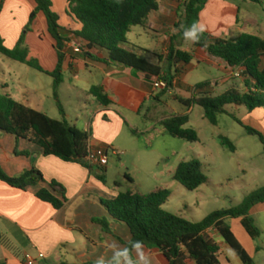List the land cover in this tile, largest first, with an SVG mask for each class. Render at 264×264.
<instances>
[{"label":"trees","instance_id":"16d2710c","mask_svg":"<svg viewBox=\"0 0 264 264\" xmlns=\"http://www.w3.org/2000/svg\"><path fill=\"white\" fill-rule=\"evenodd\" d=\"M35 1L37 8L31 14L29 23L15 49L6 47L0 32V54L54 79V97L58 101V107L64 119H51L47 114L31 109L9 95L0 94V132L14 136L17 141L29 140L41 146L47 156L81 164L91 172L99 170L97 178L106 184L104 168L93 167L86 162L90 149L89 134L67 121L66 111L59 101L58 90L64 83V49L67 40L62 32L65 29L60 25V17L53 9L52 0ZM207 2L208 0H186L184 2L183 20L176 25L177 38H182L181 31L178 30L180 25L187 26L199 21ZM4 5L5 0H1L0 17ZM159 10L158 0H69L67 14L81 27L80 30L73 32V35L83 43L81 44L82 49H97L108 53L107 60L88 53L89 57L98 62H113L131 68L153 82L162 81L166 84L164 89L166 92L167 89L173 87L174 80L183 75L186 68L192 64L194 56L177 49L172 40V46L166 59L169 69L164 71L161 66L153 65L134 52L123 48L128 43V35L132 30L136 27H145L150 16ZM39 13L45 15L49 33L57 44L59 64L52 73L45 71L37 60L29 58V48L26 45L27 33L32 31ZM194 46L205 49L209 55L221 59L235 71L241 70L239 77L243 80L245 92L232 88L215 96L216 86L207 81L188 88L187 91L192 97L190 99L177 97L179 102L189 110L193 106L202 107L206 119L215 126L218 124L219 115L232 117L235 122L245 128L249 135L258 137L264 147V135L246 126L227 109L229 106L246 107L251 113L264 109V39L244 35L237 40L230 41L214 38L204 32L201 43H194ZM91 94L104 106L112 104V100L105 94L102 86L93 87ZM189 122L188 115H180L164 119L161 125L172 137L198 142V133L186 128ZM221 145L231 152L237 150L234 143L225 137L221 138ZM15 154L29 155L18 151ZM0 180L21 190H26L41 182L47 183L41 172L36 169L27 171L20 177H10L1 166ZM175 180L189 191H196L208 183L203 166L197 160L181 163L175 172ZM49 185L54 192L57 191L56 182H51ZM37 197L53 205L56 210H61L65 206V200L58 199L48 190H41ZM170 197L171 193L168 190H159L148 195L128 191L120 193L115 200H101V204L114 220L129 227L132 234L131 241H143L146 249L158 251L169 264H189V262L222 264L221 247L208 234L210 230L218 232L243 264H256L235 236L231 221L241 219L243 227L254 241L262 236L251 211L256 206L264 204V187L245 197L239 206L214 212L200 223H193L167 211L164 207ZM95 222L106 231L110 230L108 220L97 219ZM130 242L124 245L130 248Z\"/></svg>","mask_w":264,"mask_h":264},{"label":"crops","instance_id":"0c3cea01","mask_svg":"<svg viewBox=\"0 0 264 264\" xmlns=\"http://www.w3.org/2000/svg\"><path fill=\"white\" fill-rule=\"evenodd\" d=\"M52 1L54 11H57L56 4H60V25L65 29L62 33L67 40L64 49V83L65 74L70 73L75 80L72 81L73 87L85 93L88 98L85 105L98 103L94 104L95 125H85L83 130L90 136L91 148L117 151L114 149L116 138L123 130V119L127 122L121 112L122 109L140 114L146 103L152 100L160 101L162 92L172 95V91L178 87L185 91L192 87L185 80L186 74H183L174 80L172 87L174 89L154 92V82L148 80L142 73L113 62H98L88 56L89 53L107 60V52L83 48L82 53H76L75 48L83 43L73 35V32L80 30L81 27L67 14L69 0ZM158 1L160 10L150 16L145 29L154 30L160 37L164 36L163 41L155 50L145 46H131L134 48L132 52L166 71L169 69L166 59L172 40L178 37V32L175 33L174 29L182 21L184 9L180 8L179 0ZM36 8L35 0H5L0 17V32L7 48H16ZM40 21L44 25L42 31L38 29ZM199 22L204 25L205 32L214 38L234 41L244 35H251L264 39V0H208L200 14ZM165 29L171 32L164 33ZM139 36L142 37L143 33ZM26 45L29 48V58L37 60L45 71L52 73L57 69L59 64L57 44L49 33L43 13H39L32 31L27 33ZM128 45L130 46L129 42L123 48L129 50L126 48ZM176 48L194 56V61L189 67H195L196 61L198 63L203 61L217 65L229 75L230 71H234L221 59L209 55L205 49L195 47L194 51H189L182 45ZM240 72L241 70H237L236 76ZM94 73H101L103 76L102 81L95 85L88 81ZM230 82L228 76L221 81L223 86ZM213 85L217 86L218 83ZM95 86L104 88L105 94L112 100L111 105H102L91 94V89ZM232 88L235 87L232 85ZM236 89L245 92L237 87ZM82 109L86 108L83 106ZM258 110L264 114V109ZM163 120L159 122L160 125ZM16 151L29 155H16ZM0 166L10 177H20L25 172L36 169L47 182L21 190L0 180V264H25L26 255L38 260L40 254L45 255V259L39 260V264H95L96 259H102L104 264H118L123 261L124 258L118 253L125 246L124 243L132 240L131 231L126 224L114 220L101 204V200H115L123 193L120 191L121 187L114 190L83 165L47 156L41 146L29 140L17 141L14 136L4 132H0ZM104 170L107 180L111 169L107 166ZM126 178L129 183L135 184L132 178ZM51 182L58 184L56 192L50 187ZM41 190H48L58 199L65 200V206L61 210H56L50 203L40 200L37 194ZM261 213H264V204L256 206L251 211L254 219L256 214ZM97 219L108 220L110 230L106 231L97 224L95 222ZM231 226L238 241L250 256L253 251H261L243 227L241 219L232 220ZM214 240L220 247L223 245L221 240ZM113 241L117 243L115 246ZM145 251L150 254L152 264H156L154 254L160 253L146 248ZM162 258L165 259L163 256ZM166 262L169 264L167 260ZM161 264H165V261L163 260Z\"/></svg>","mask_w":264,"mask_h":264},{"label":"rangeland","instance_id":"374dc122","mask_svg":"<svg viewBox=\"0 0 264 264\" xmlns=\"http://www.w3.org/2000/svg\"><path fill=\"white\" fill-rule=\"evenodd\" d=\"M184 2L185 0L178 1L181 4L180 8H183ZM56 8L58 12H55L59 15L60 4H56ZM43 27L40 21L38 29L42 31ZM174 30L175 33L178 32L176 27ZM170 32L164 30V33ZM140 33H143L142 37L139 36ZM163 39L164 36L160 37L154 30L136 27L128 35L130 46L126 48L133 51L132 46L138 45L155 50ZM174 45L175 47L182 45L189 51L195 50L194 43L180 41L178 38L174 40ZM194 66L184 72L186 82L192 87L210 81L213 84L218 83L214 90L215 96L231 90L232 85L245 91L243 80L236 76L235 70L230 71L229 75L217 65L203 61L200 63L196 61ZM227 76L231 82L223 86L221 81ZM102 78L101 73H94L88 81L95 85L98 81L101 82ZM72 81H75L73 76L70 73L65 74V83L58 90L59 101L66 111L67 121L84 130L85 125H95L94 104L98 103L86 106L87 96L76 90ZM0 94H10L17 102L38 109L51 119H64L54 97L53 78L1 54ZM161 94L160 101L152 100L146 103L140 114L126 109L121 110L127 122L123 119V130L116 138L114 149L124 152V155L116 156L112 153L113 150H109L108 166L111 170L106 184L110 188L117 190V187H121V192L132 191L142 195L153 193L156 189L168 190L171 197L164 208L188 221L200 223L214 212L239 206L245 197L264 187V147L258 137L249 135L244 127L228 115H219L218 124L212 125L206 119L202 107L193 106L189 110L179 102L177 97L183 99L192 97L191 93L179 87L172 91V95L164 92ZM83 106L88 110L82 109ZM228 110L246 126L264 135V114L259 113L261 110L251 113L246 107L237 106H229ZM180 115L189 116L190 122L186 128L198 133V142L172 137L159 123L163 119ZM222 137L234 143L236 152H231L221 145ZM192 160L202 164L208 178V183L196 191L187 190L175 180L178 166ZM98 171L92 174L97 177ZM127 176L132 178L135 184L129 183ZM255 219L263 234L254 241L255 246L261 251H253L251 257L256 264H264V213L256 214ZM208 234L213 239L223 242L221 246L223 264H243L216 230H210ZM163 260L167 264L160 254H154L156 264H161Z\"/></svg>","mask_w":264,"mask_h":264},{"label":"clouds","instance_id":"9594fccd","mask_svg":"<svg viewBox=\"0 0 264 264\" xmlns=\"http://www.w3.org/2000/svg\"><path fill=\"white\" fill-rule=\"evenodd\" d=\"M182 38L185 41L192 43H201L203 33L206 31L203 24L199 21L193 22L191 25H180ZM113 246L117 243L112 242ZM131 247L123 246L118 255L123 257V261L118 264H152V258L149 253L145 251L144 242L141 240H134L130 242ZM95 264H104L102 259H96Z\"/></svg>","mask_w":264,"mask_h":264},{"label":"built area","instance_id":"2783aa9c","mask_svg":"<svg viewBox=\"0 0 264 264\" xmlns=\"http://www.w3.org/2000/svg\"><path fill=\"white\" fill-rule=\"evenodd\" d=\"M76 53H82L81 46H77L74 50ZM239 76V75H238ZM166 88V84L162 81L154 82L153 89L154 92H159ZM116 156L123 155V152L113 151L112 152ZM86 162L97 168H106L109 165V150L105 148H91L88 151V155L86 157ZM45 255L40 254L39 259H35L30 255L25 256V264H39V260H44Z\"/></svg>","mask_w":264,"mask_h":264}]
</instances>
